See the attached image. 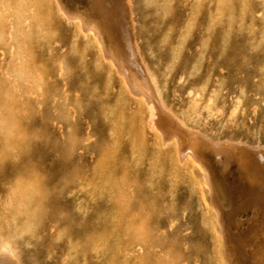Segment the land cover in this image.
<instances>
[{"label": "rangeland", "instance_id": "obj_1", "mask_svg": "<svg viewBox=\"0 0 264 264\" xmlns=\"http://www.w3.org/2000/svg\"><path fill=\"white\" fill-rule=\"evenodd\" d=\"M59 1L128 60L119 0ZM263 1L129 0L131 38L187 130L264 145ZM116 67L56 0H0V248L22 264H226L199 164L150 128L148 96Z\"/></svg>", "mask_w": 264, "mask_h": 264}, {"label": "bare ground", "instance_id": "obj_2", "mask_svg": "<svg viewBox=\"0 0 264 264\" xmlns=\"http://www.w3.org/2000/svg\"><path fill=\"white\" fill-rule=\"evenodd\" d=\"M56 1L58 10L62 12L66 20L76 24L78 34L89 36L100 47L105 61L110 65L115 62L119 70L125 73L126 77L124 76L123 78L128 79L131 86L129 90L132 88L134 91L132 93H136L138 97L140 94L143 97H145L144 94L148 96L149 103H151V109L148 107L151 110L149 117V119L151 118L149 120L150 128L153 125L159 126L161 128H159V131L162 130L161 132H164L167 138H174V142L171 139L170 141L173 143L172 147L177 150V155H184L185 157L183 158L186 159L189 154V157L191 155L199 164V166L195 164L196 167H199L195 168V170H200V174H203L202 177L206 179V184L210 187L207 186L209 188L207 189L208 192L210 191L209 197H207L208 202L201 192L199 193V202L205 208H207L208 203L210 211L214 212L216 222L219 225V236H217L216 240L218 251L222 254L219 257L222 256L226 264H264V241L262 243L259 242V237L261 236H259V230L264 231V215H262V213L264 214V201L257 197V195H264V145L251 143L248 140L229 138L221 141L213 140L203 133L193 132L189 128L187 130L184 123L176 119L169 110H166L168 109L167 107L163 108L155 79L141 59L138 49L139 45L131 38L133 24L130 18L131 10L129 6L131 4L129 0H119L117 3L118 10L114 18L115 22L122 27L129 62L123 59V61L121 60L122 62L117 61V58H115L117 54L114 53L115 50L113 51V44L107 45L103 41L101 32L96 24L97 22L95 23L91 18H83L78 12L67 10L59 0ZM99 24L102 25L100 22ZM118 68L117 73H119ZM120 76L122 78V74ZM140 98L143 99L141 96ZM145 98L148 103L147 97ZM153 130L155 129L153 128ZM175 152L174 154H176ZM216 172L221 175L223 180V186L230 201L228 207L223 204L220 187L211 181L213 174ZM197 173H195V179L198 177ZM191 176L193 177L192 174ZM249 196L253 197L254 203L251 202ZM232 224H242L243 226V231H240L237 236L242 241L239 240L238 243L230 237L231 235L229 236L228 229ZM262 235L264 237V232H262ZM0 264L22 263L14 250L8 246H2L0 248Z\"/></svg>", "mask_w": 264, "mask_h": 264}, {"label": "snow or ice", "instance_id": "obj_3", "mask_svg": "<svg viewBox=\"0 0 264 264\" xmlns=\"http://www.w3.org/2000/svg\"><path fill=\"white\" fill-rule=\"evenodd\" d=\"M43 141H44L43 135H38L37 138H36V142H35L34 148L36 150H39L42 147V145H43Z\"/></svg>", "mask_w": 264, "mask_h": 264}]
</instances>
